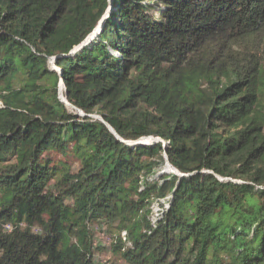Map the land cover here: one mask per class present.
I'll list each match as a JSON object with an SVG mask.
<instances>
[{"label": "trees", "instance_id": "obj_1", "mask_svg": "<svg viewBox=\"0 0 264 264\" xmlns=\"http://www.w3.org/2000/svg\"><path fill=\"white\" fill-rule=\"evenodd\" d=\"M258 100L264 0H0V264H264Z\"/></svg>", "mask_w": 264, "mask_h": 264}, {"label": "rangeland", "instance_id": "obj_2", "mask_svg": "<svg viewBox=\"0 0 264 264\" xmlns=\"http://www.w3.org/2000/svg\"><path fill=\"white\" fill-rule=\"evenodd\" d=\"M49 65L53 70H56L58 73L60 72L59 68L56 66H52L49 62ZM60 86L61 87V83ZM60 89V88H59ZM62 89H64V84L62 85ZM63 92V91H62ZM255 114L258 115L260 118L261 122L264 124V103L261 102V100H258L256 108H255ZM145 143H151L148 141H144ZM64 160L67 161L72 166V169L77 170L80 168V163L75 160V158L69 157V158H64ZM173 169V168H172ZM154 213L156 214L158 211V208L156 206L153 207ZM114 238L111 237V235L108 233V231H102L98 230L97 233V246L100 247L101 250H99L96 253V262L98 264H126L120 259L117 258V256L113 253L111 250V244H113Z\"/></svg>", "mask_w": 264, "mask_h": 264}, {"label": "water", "instance_id": "obj_3", "mask_svg": "<svg viewBox=\"0 0 264 264\" xmlns=\"http://www.w3.org/2000/svg\"><path fill=\"white\" fill-rule=\"evenodd\" d=\"M111 8H110V10H108V14H110L111 13ZM101 26H102V24H100V26H99V28L97 29V31H96V33L101 29ZM55 60L56 59H54V62H55ZM64 84V82H62L61 83V87H60V91H61V89H62V85ZM59 96H60V99H61V101H63L64 103H66V104H68V102H67V100H66V98L65 97H63V96H61L60 95V93H59ZM110 129H111V131L113 132V133H115V131L110 127V126H108ZM144 141H148V142H153V141H160V140H157V139H153V138H147V139H143L142 140V142H144ZM167 149V146H165V150ZM167 168L169 169V168H172L171 167V165H170V163L169 162H167ZM170 172H172V173H176L177 175H180L181 176V174L178 172V171H173V170H170Z\"/></svg>", "mask_w": 264, "mask_h": 264}, {"label": "clouds", "instance_id": "obj_4", "mask_svg": "<svg viewBox=\"0 0 264 264\" xmlns=\"http://www.w3.org/2000/svg\"><path fill=\"white\" fill-rule=\"evenodd\" d=\"M54 59L55 58H52L51 60H50V64L52 65V66H54L55 67V62H54ZM56 61V60H55ZM56 71V70H55ZM60 73V72H59ZM60 88V87H59ZM59 93H60V95H61V91H60V89H59Z\"/></svg>", "mask_w": 264, "mask_h": 264}, {"label": "bare ground", "instance_id": "obj_5", "mask_svg": "<svg viewBox=\"0 0 264 264\" xmlns=\"http://www.w3.org/2000/svg\"><path fill=\"white\" fill-rule=\"evenodd\" d=\"M92 39H93V38H92ZM62 91H63V89H61V96H63V92H62ZM1 102H2V101H1ZM2 103H3V102H2ZM170 170H173V171L175 172V170H174V169H172V168H169V169H168V168H167V171H169V172H170Z\"/></svg>", "mask_w": 264, "mask_h": 264}]
</instances>
